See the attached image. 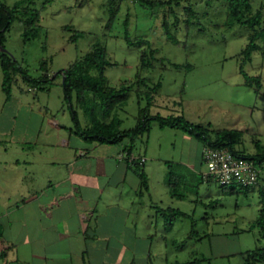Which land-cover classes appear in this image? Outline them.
I'll use <instances>...</instances> for the list:
<instances>
[{"label": "rangeland", "instance_id": "obj_1", "mask_svg": "<svg viewBox=\"0 0 264 264\" xmlns=\"http://www.w3.org/2000/svg\"><path fill=\"white\" fill-rule=\"evenodd\" d=\"M0 1L10 10H15V2L23 1L13 11L4 45L32 76L42 72L41 65L53 76L82 58L94 43L105 48L111 63L104 70L106 86L115 90L125 86L127 90L125 102L116 112L120 130L135 127L144 112L149 117L182 118L210 134L228 128L238 135L234 151L250 156L264 151V36L258 31L257 48L246 57L243 52L255 31L238 24L224 25L227 15L221 0H185L177 7L157 3L150 8L123 0L109 24L107 0H52L43 9L46 0ZM250 4L253 14L261 13L264 26V0H251ZM184 7L191 9L190 15L183 12ZM35 10L38 23L24 41L25 25L20 21L26 19L23 13ZM126 37L147 43L129 46ZM59 116L68 119L66 108H61ZM78 116L83 126L89 123L79 109ZM183 134L180 129L159 128L152 122L132 142L134 154L145 156V167L154 168L147 172L154 198L192 215L173 220L167 236L176 244L168 248H185L180 257L183 262L198 248L211 264H246L247 251L264 247L257 229L251 227L264 201V161L260 163V186L247 192L239 185L222 189L213 181H197L198 191L186 175L184 184L173 182V191L187 195V200L170 199L164 193L162 174L170 167L176 172L195 145ZM193 232L196 234L191 236Z\"/></svg>", "mask_w": 264, "mask_h": 264}, {"label": "crops", "instance_id": "obj_2", "mask_svg": "<svg viewBox=\"0 0 264 264\" xmlns=\"http://www.w3.org/2000/svg\"><path fill=\"white\" fill-rule=\"evenodd\" d=\"M2 31L0 264H211L198 248L184 262L180 257L185 248H168L176 244L167 236L173 220L192 215L154 198L147 173L154 168L145 167L146 157L134 154L132 142L101 143L77 135L61 79L37 84L43 72L32 76L17 63L35 81L18 72L5 80L2 63L16 60L5 50L8 29ZM61 108L67 110V121L59 116ZM182 133L186 141H195L194 148L176 172L170 167L161 177L164 193L178 201L187 195L174 194L173 182L184 184L188 175L198 191L197 181L209 182L202 179L205 146ZM123 151L135 162L120 159ZM137 169L146 176V188ZM170 210L183 216L175 217Z\"/></svg>", "mask_w": 264, "mask_h": 264}, {"label": "trees", "instance_id": "obj_3", "mask_svg": "<svg viewBox=\"0 0 264 264\" xmlns=\"http://www.w3.org/2000/svg\"><path fill=\"white\" fill-rule=\"evenodd\" d=\"M52 0H46L42 6L45 8L47 4H50ZM107 10L110 15L108 24L111 22L114 13L117 12L119 5L123 0H107ZM143 7H153L155 4L161 6H167L175 4L176 7L180 6L185 0H132ZM225 5V11L227 18L224 25L231 26L238 24L247 26L252 31H255L251 36V41L246 46L243 54L248 57L256 50L254 39L261 32L264 36V26H262V17L260 12H251V0H221ZM23 1L16 3L10 10L8 7L0 3V46H3V31H6L13 20V13L21 5ZM14 11V12H13ZM183 12L187 15L191 14V9L188 7L183 8ZM26 17L24 23L25 30L23 32L24 41L28 40L29 31L34 29L35 24L38 23L39 13L37 10L31 13H23ZM31 24L28 28L27 24ZM107 24V25H108ZM23 25V24H22ZM164 27L167 28V23L164 21ZM258 29V30H257ZM33 31V30H32ZM259 31V32H258ZM129 46H135L139 44H146L147 42L131 41L129 38H125ZM3 71L5 80L8 81L11 76H14L16 72L21 73L26 78L25 72L18 66L17 62L7 58L3 63ZM111 65L106 58V51L99 43H94L90 50L80 59H77L71 66L66 69H61L56 72L52 77L46 70H43V66H40L43 75L41 79H38L37 84H51L54 80L60 78L61 86L64 94V101L70 112L71 119L73 121L74 131L84 140L93 141L96 140L101 143H116L122 139H128L133 142L134 139L145 133L152 122H157L159 127L177 128L181 131L195 137L203 143L206 147L211 148H223L228 150L234 155L244 157L248 160H252L260 170V163L264 161V151L259 155L250 156L244 153L234 151V145L236 143V137L238 136L236 131L231 129L225 130H213L212 134L209 130L189 123L182 118L172 119L162 118L158 115L149 117L144 112H140L135 127L122 131L120 130L121 120L116 116L117 109L123 105L126 99V88L115 90L106 86L104 70L105 67ZM246 79L248 78L245 75ZM28 81L33 82L34 79L26 78ZM249 83L248 79L246 80ZM150 101L151 95H146ZM78 109L89 119V123L83 126L80 123L78 116ZM138 175L141 180V186L146 188L147 180L146 176L141 169H137ZM259 175V181H260ZM203 179V176H202ZM259 183V182H258ZM258 185V184H257ZM256 185V186H257ZM255 186V187H256ZM222 189L225 186H220ZM228 187V186H227ZM241 187V186H240ZM244 192H247L253 188L241 187ZM235 191V190H232ZM174 192V191H173ZM235 193V192H233ZM175 194V192H174ZM262 207L259 210L258 217L253 221L252 228L257 229L258 239L264 242V201ZM170 213L175 217L183 216L180 212L170 210ZM244 260L246 264H258L264 263V247L255 248L251 251H247L244 254Z\"/></svg>", "mask_w": 264, "mask_h": 264}, {"label": "built area", "instance_id": "obj_4", "mask_svg": "<svg viewBox=\"0 0 264 264\" xmlns=\"http://www.w3.org/2000/svg\"><path fill=\"white\" fill-rule=\"evenodd\" d=\"M119 158L128 159L131 164L135 162V157L124 151L119 154ZM144 161V158L139 160L140 163ZM202 163L205 167L204 180L216 182L219 186L239 185L253 188L259 182L260 170L252 160L234 155L223 148L205 146Z\"/></svg>", "mask_w": 264, "mask_h": 264}, {"label": "water", "instance_id": "obj_5", "mask_svg": "<svg viewBox=\"0 0 264 264\" xmlns=\"http://www.w3.org/2000/svg\"><path fill=\"white\" fill-rule=\"evenodd\" d=\"M1 50H3V51H4V49H1Z\"/></svg>", "mask_w": 264, "mask_h": 264}]
</instances>
